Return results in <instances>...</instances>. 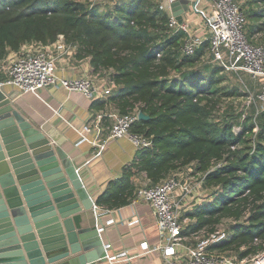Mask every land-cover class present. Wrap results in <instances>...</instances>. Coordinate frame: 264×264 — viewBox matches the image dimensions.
Segmentation results:
<instances>
[{
	"label": "trees",
	"instance_id": "16d2710c",
	"mask_svg": "<svg viewBox=\"0 0 264 264\" xmlns=\"http://www.w3.org/2000/svg\"><path fill=\"white\" fill-rule=\"evenodd\" d=\"M161 1H109L100 9L92 0H0V58L24 44H51L62 34L90 57L95 71H110L119 87L110 100L121 113L138 108L149 115L131 130L153 144L139 150L138 160L96 204L114 208L129 202L136 189L133 171L155 184L192 166L213 191L208 202L188 212L194 222L186 232L210 231L230 219L229 238L212 247L241 258L253 255L264 250V107L248 106L251 113L243 118L241 112L215 117L223 96L241 93L222 85L226 69L219 61L205 59L208 40L192 55L181 51L184 33L168 26ZM244 6L246 36L253 42L252 34L264 29V0H246ZM99 101L94 104L102 106ZM236 123L242 125L237 133Z\"/></svg>",
	"mask_w": 264,
	"mask_h": 264
},
{
	"label": "crops",
	"instance_id": "0c3cea01",
	"mask_svg": "<svg viewBox=\"0 0 264 264\" xmlns=\"http://www.w3.org/2000/svg\"><path fill=\"white\" fill-rule=\"evenodd\" d=\"M185 2L186 8L181 13L183 20L187 22L193 34L206 38V21L211 12V0ZM166 11L171 14L169 8ZM54 43L49 44V48L55 74L62 77H91L94 87L92 98L56 85L42 88L38 95L30 92L20 93L11 85H4V88L13 95L14 105L30 122L43 131H53L65 140L61 145L76 159L84 186L96 203V198L120 180L124 170L138 160L139 150L127 137L108 139L102 148L80 138L79 129L82 125L99 113L104 116L96 141L104 138L112 122L111 114L118 112L110 97L118 94L119 87L110 79V71H95L90 57L80 53L76 45L58 38ZM30 46L33 47L34 44H24L18 51H9L6 56L0 58V82L7 79L9 66L20 51ZM97 100H100L99 104L101 101L104 104H94ZM95 134V131L91 130L86 135L92 140ZM131 180L136 187L150 184L142 171H133ZM88 215L89 220L85 221V224L97 225L107 252L106 259L95 264H166L163 248L160 246V234L148 202L129 200L126 204L114 208L101 206L98 210L91 209ZM190 219L191 223L194 222ZM184 243L192 245L193 241L185 240Z\"/></svg>",
	"mask_w": 264,
	"mask_h": 264
},
{
	"label": "water",
	"instance_id": "95a60500",
	"mask_svg": "<svg viewBox=\"0 0 264 264\" xmlns=\"http://www.w3.org/2000/svg\"><path fill=\"white\" fill-rule=\"evenodd\" d=\"M163 7L181 22L185 0ZM0 86V264H95L106 259L95 200L65 140L43 131ZM139 119L149 115L138 111Z\"/></svg>",
	"mask_w": 264,
	"mask_h": 264
},
{
	"label": "built area",
	"instance_id": "2783aa9c",
	"mask_svg": "<svg viewBox=\"0 0 264 264\" xmlns=\"http://www.w3.org/2000/svg\"><path fill=\"white\" fill-rule=\"evenodd\" d=\"M95 1L92 0L91 4ZM167 1L170 3L175 0ZM246 21L245 13L237 0H211V12L206 21L208 27L206 38L193 34L186 21L179 22L172 14H169L168 26L172 30L183 31L184 40L180 48L183 53L194 54L201 43L208 40L209 50L214 60L219 61L226 69H232L235 72L242 70L257 81V90L249 92L247 101L244 103L246 107L252 104H262L264 107V43L249 41L245 32ZM58 39L64 40L63 35L60 34ZM30 44L34 46L20 51L9 66L7 79L0 82V86L11 85L20 93L30 92L38 95L42 88L56 85L68 91L81 92L87 98L94 96L91 77L56 75L50 45H42L39 42ZM138 111L139 109L135 108L124 113L119 110L112 113V122L104 138L97 142L104 116L99 113L82 125L79 129L80 138L102 148L108 139L127 137L138 150L152 148L151 137L131 130V126L139 119ZM244 116L245 114H242V118ZM91 130L96 133L92 140L86 135ZM256 130L257 126H254L253 131ZM198 175L197 183L203 184L204 174L198 173ZM194 185L195 181L192 178L181 182L174 174H169L155 184H143L136 187L131 199L133 202L146 201L151 206L162 241L160 246L163 248L166 264H264V250L243 258L215 250L212 246L228 239L229 230L216 226L210 231L200 228L186 232L191 219L182 218L181 206L193 192ZM100 208L101 206L96 203L93 204L94 210ZM185 240H191L193 244L186 245Z\"/></svg>",
	"mask_w": 264,
	"mask_h": 264
},
{
	"label": "rangeland",
	"instance_id": "374dc122",
	"mask_svg": "<svg viewBox=\"0 0 264 264\" xmlns=\"http://www.w3.org/2000/svg\"><path fill=\"white\" fill-rule=\"evenodd\" d=\"M245 1L246 0H237L239 5L244 10L247 9V7L244 6ZM108 2H109L108 0H97L94 3L101 4L100 9H104L106 6L111 5V3ZM254 7L262 8L263 6H254ZM251 38L253 42L264 43V29L254 32ZM211 55L212 54L208 48L206 50L205 59H209L211 62H214L211 60L212 58ZM222 85H227L229 87V90L231 91L237 89V91L241 94L223 96L221 104L216 110L215 117L220 118L226 112L233 115L237 114L238 112H241L242 114H246L247 116L250 115L251 109L250 107H246L244 102L247 101L246 97L247 94H249V92H255L257 90L258 88L257 81L253 80L246 72L242 70L235 72V70L226 69L225 77L222 82ZM259 105L262 106V104ZM241 129H242V125H239V123L234 124L233 130L236 133L239 132ZM171 174H174L181 182H186V180L189 178H192L195 181V185H194L195 187L193 189V192L188 195V197L182 203L181 206L182 218L185 217L188 218L187 214L189 211H192L198 205H203L206 202H208L213 189H205L203 184L197 183L199 180V175L198 173L195 172L194 168L191 166L177 169L173 171ZM186 207H189V209H186ZM233 224L234 221L230 219H222L217 226H219L222 229L224 228L226 230H229Z\"/></svg>",
	"mask_w": 264,
	"mask_h": 264
}]
</instances>
